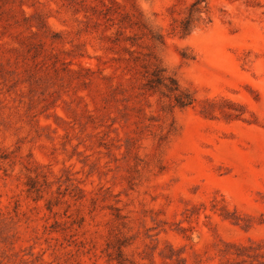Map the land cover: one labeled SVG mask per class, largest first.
I'll use <instances>...</instances> for the list:
<instances>
[{"label":"rangeland","instance_id":"obj_1","mask_svg":"<svg viewBox=\"0 0 264 264\" xmlns=\"http://www.w3.org/2000/svg\"><path fill=\"white\" fill-rule=\"evenodd\" d=\"M114 1L0 0V264H258L264 0H203L187 35L195 0H133L184 108L124 68Z\"/></svg>","mask_w":264,"mask_h":264},{"label":"trees","instance_id":"obj_2","mask_svg":"<svg viewBox=\"0 0 264 264\" xmlns=\"http://www.w3.org/2000/svg\"><path fill=\"white\" fill-rule=\"evenodd\" d=\"M202 1H193L185 17L180 20L179 24L175 25L174 29H178L182 35L189 34L195 26V21L200 20L202 12L207 10V5L203 6ZM112 2L116 3L114 0ZM115 13L117 14L115 15ZM98 15H103L106 21H110V27L117 26L115 36H109L112 43L119 44L129 41L131 46L137 47L130 49V47L123 45V48L130 54L126 59L124 68L128 72L136 69V72L140 73L143 80L140 88L144 92L158 93L160 97L169 99L172 106L180 108L191 105L195 101L194 95L181 86L175 75L167 70L152 50L153 44L163 43V35L154 30L133 0L130 11H119L108 6L101 8ZM128 30L131 32L127 33ZM142 47L148 48V51L139 49ZM121 84H116L114 89L119 88ZM248 247L254 248L252 245ZM247 256L253 260H258V264H264V257L259 259L258 253ZM242 261L246 262V259Z\"/></svg>","mask_w":264,"mask_h":264}]
</instances>
